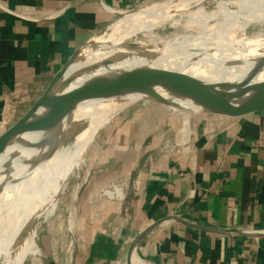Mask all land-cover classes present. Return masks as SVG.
I'll list each match as a JSON object with an SVG mask.
<instances>
[{"label": "crops", "instance_id": "0c3cea01", "mask_svg": "<svg viewBox=\"0 0 264 264\" xmlns=\"http://www.w3.org/2000/svg\"><path fill=\"white\" fill-rule=\"evenodd\" d=\"M142 1L0 0V137L36 85L107 27L110 9ZM122 137L83 187L90 210L68 264H264V108L204 111L177 128L157 111ZM114 183L123 200L100 193Z\"/></svg>", "mask_w": 264, "mask_h": 264}, {"label": "bare ground", "instance_id": "6f19581e", "mask_svg": "<svg viewBox=\"0 0 264 264\" xmlns=\"http://www.w3.org/2000/svg\"><path fill=\"white\" fill-rule=\"evenodd\" d=\"M111 10L123 18L113 28L109 26L111 33L96 49L80 52L61 81L65 91L93 79L150 67L179 71L209 83L264 81V0H165L138 11ZM253 26L258 27L257 33H251ZM174 89L175 93L169 92L174 95L169 106L180 111V102L190 100L179 94L176 85ZM141 99L128 90L93 93L72 108L57 131H53L56 117L39 113L32 122L35 133L8 146L0 157V264H20L21 257L25 264L31 252H37L39 223L31 229L30 225L39 216L45 221L54 217L69 181L76 178L79 182L78 172L84 171L72 192L68 216V228L74 234L75 206L91 171L87 155L93 139L116 115ZM199 105L196 101V109L201 110ZM122 186L100 193L123 200ZM6 209L14 234L3 242L1 233L7 231L8 221L1 215H7ZM69 250H74L73 241ZM137 261L145 264L138 256Z\"/></svg>", "mask_w": 264, "mask_h": 264}, {"label": "rangeland", "instance_id": "374dc122", "mask_svg": "<svg viewBox=\"0 0 264 264\" xmlns=\"http://www.w3.org/2000/svg\"><path fill=\"white\" fill-rule=\"evenodd\" d=\"M163 1L165 0H147V1L144 0L141 3L137 4L135 7L127 10L138 11L140 10V8L142 9L145 7H149L154 3L163 2ZM210 7H212V5H210ZM110 12L112 13L111 9ZM117 15L113 16L112 21L107 25L105 29L94 34L91 37V39L81 49L77 51L75 59L79 58L78 55L80 54L81 51L83 52V50H86L87 48L88 50L96 49L98 47L97 45H100L103 42V40H106L108 38L109 34L111 33V29L109 26L113 24L111 26V28H113L114 24H116L120 19L123 18L122 15L120 14ZM250 31L251 33H257L258 27L253 26L250 28ZM49 84H50L49 80H46L36 85L37 87H35L33 93H31V98L28 99L26 97V102L21 104L22 106H19L15 112L11 113L10 121L6 125L2 126V132L7 131L10 127L15 125L28 112V110L36 102V99L45 92ZM157 94L158 93L152 95L151 96L152 99L140 100L131 107L126 108L121 113L116 115L115 119L110 124H108L106 127L101 129L99 134L94 138L95 141L93 139L91 145L92 147L87 155V163H89V169L91 171L89 173V177L86 182H89L92 178H94V176L100 173V171L104 169L105 164L107 165L108 162L109 163L113 162L112 160L114 159L115 152L117 153L121 151L117 147H120L121 143H125V142H120V140L123 139L122 136L127 137V135L130 134V131L135 126V122H139L141 116L144 115L156 116V113L158 111L159 116L161 115V117H163V121L166 124L168 125L170 124V126L173 125L175 128H177L178 125L182 123H184L185 126H189L192 120L197 118L199 113L201 112L204 113V111H202L203 109L201 110L196 109L197 108L196 100L193 99L191 100V98H188V100H190L189 102H184V103L180 102L181 103L180 105L183 106V107L180 106L182 111L181 110L173 111L172 107L169 106V104L172 102V99H174V95H170L169 92H161L158 95ZM150 124L151 121H149V125ZM150 126H153V124ZM78 173H80L79 174L80 178L81 180H83L85 175L84 171H80ZM75 179L76 178H71V180L69 181L70 182L69 189L71 190L68 189L66 191V194L63 196L64 198L60 201V205L56 215L46 221L44 220L43 216H39L37 220H35L34 223L30 225L31 226L30 229H31L35 223L36 224L39 223V227L36 235L37 252L35 251L31 252L25 264H68L70 263L69 256L71 251L69 250V246L71 245V241H73L74 251L80 247L81 242L79 241L78 232H80L82 228L81 219L83 218V214L87 213L89 209V208H83L84 202L88 198V194L86 191L87 189L83 188L85 185L84 184L83 187L80 189L79 198L75 206L76 216H77L76 218L77 226L73 234V232H71L68 228L69 227L68 216H69V210L72 207V203H71L72 194H73L72 192L77 186V183L81 181L80 180L79 182H77V180ZM4 217H6L5 220L8 221L7 223L8 227H7V231L2 232L1 234H2L3 242H6L8 238L13 236L14 229L12 230L10 229L11 216L9 215L8 211H7V215L5 214L1 215L2 219ZM36 255H37V259H36ZM21 261H22V257L20 259V264H23V262ZM133 263L136 264L138 263L137 256L133 257Z\"/></svg>", "mask_w": 264, "mask_h": 264}, {"label": "water", "instance_id": "95a60500", "mask_svg": "<svg viewBox=\"0 0 264 264\" xmlns=\"http://www.w3.org/2000/svg\"><path fill=\"white\" fill-rule=\"evenodd\" d=\"M76 54L53 77L45 92L36 100L28 112L0 137V157L8 146L18 138L35 133L33 120L39 113H51L56 117L54 132L71 114L80 100L89 98L93 93H112L128 90L137 93L142 99H152L157 92H173L178 87L182 96L199 102L202 111L222 116L239 117L251 111L264 108V81L235 85L233 83H209L179 71L144 68L131 69L111 77L93 79L65 91L61 81L73 64ZM109 81L107 85L103 84ZM144 86L149 88L143 89Z\"/></svg>", "mask_w": 264, "mask_h": 264}, {"label": "built area", "instance_id": "2783aa9c", "mask_svg": "<svg viewBox=\"0 0 264 264\" xmlns=\"http://www.w3.org/2000/svg\"><path fill=\"white\" fill-rule=\"evenodd\" d=\"M121 185V183H114V184H112L110 187H108L107 188V190H110V191H112V192H114L115 191V188L117 187V186H120ZM122 185H124L123 183H122ZM116 197H117V195H116ZM114 198V199H118V200H121L120 198ZM124 199V198H123Z\"/></svg>", "mask_w": 264, "mask_h": 264}]
</instances>
